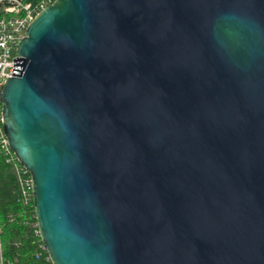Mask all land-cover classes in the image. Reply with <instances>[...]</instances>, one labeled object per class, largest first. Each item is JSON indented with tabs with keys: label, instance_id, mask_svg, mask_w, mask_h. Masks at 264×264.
<instances>
[{
	"label": "water",
	"instance_id": "water-1",
	"mask_svg": "<svg viewBox=\"0 0 264 264\" xmlns=\"http://www.w3.org/2000/svg\"><path fill=\"white\" fill-rule=\"evenodd\" d=\"M17 52L52 264H264V0H54Z\"/></svg>",
	"mask_w": 264,
	"mask_h": 264
},
{
	"label": "built area",
	"instance_id": "built-area-1",
	"mask_svg": "<svg viewBox=\"0 0 264 264\" xmlns=\"http://www.w3.org/2000/svg\"><path fill=\"white\" fill-rule=\"evenodd\" d=\"M54 0H0V90L6 78L15 74L22 68V57L17 52L20 40L26 35V29L34 17L46 5ZM2 105L0 100V145L4 151L6 162L9 163L16 180L17 187L21 190V197L30 205L32 212L33 191L30 171L21 164L11 149L3 128ZM20 201V200H19ZM26 222L31 224L37 245L36 257H42L46 264H52L47 249L41 240L37 227L35 214ZM4 258L2 242L0 240V261Z\"/></svg>",
	"mask_w": 264,
	"mask_h": 264
},
{
	"label": "trees",
	"instance_id": "trees-1",
	"mask_svg": "<svg viewBox=\"0 0 264 264\" xmlns=\"http://www.w3.org/2000/svg\"><path fill=\"white\" fill-rule=\"evenodd\" d=\"M16 193L15 176L0 145V239L4 255L10 264H46L42 257H36L33 227L26 222L34 219V212L17 200Z\"/></svg>",
	"mask_w": 264,
	"mask_h": 264
},
{
	"label": "bare ground",
	"instance_id": "bare-ground-1",
	"mask_svg": "<svg viewBox=\"0 0 264 264\" xmlns=\"http://www.w3.org/2000/svg\"><path fill=\"white\" fill-rule=\"evenodd\" d=\"M1 105H2V102H1ZM21 190H20V188H18L17 187V193H16V197H17V200L19 201V202H21L22 204H23V206L28 210V211H30L29 210V208H30V205H29V203H27L21 196ZM33 203H34V200H33ZM33 212H34V214H35V209H34V207H33ZM36 218V217H35ZM36 223H37V220H36ZM37 227H38V225H37ZM39 229V228H38ZM1 240V239H0ZM0 264H10V262L6 259V257H5V255H4V258H3V260H1L0 261Z\"/></svg>",
	"mask_w": 264,
	"mask_h": 264
},
{
	"label": "rangeland",
	"instance_id": "rangeland-1",
	"mask_svg": "<svg viewBox=\"0 0 264 264\" xmlns=\"http://www.w3.org/2000/svg\"><path fill=\"white\" fill-rule=\"evenodd\" d=\"M3 246V245H2Z\"/></svg>",
	"mask_w": 264,
	"mask_h": 264
}]
</instances>
